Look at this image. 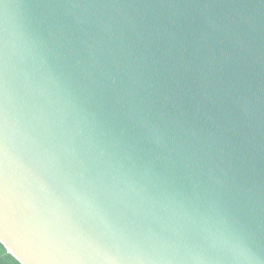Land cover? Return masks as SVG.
Here are the masks:
<instances>
[{
    "label": "water",
    "instance_id": "1",
    "mask_svg": "<svg viewBox=\"0 0 264 264\" xmlns=\"http://www.w3.org/2000/svg\"><path fill=\"white\" fill-rule=\"evenodd\" d=\"M0 241L264 264V0H0Z\"/></svg>",
    "mask_w": 264,
    "mask_h": 264
},
{
    "label": "trees",
    "instance_id": "2",
    "mask_svg": "<svg viewBox=\"0 0 264 264\" xmlns=\"http://www.w3.org/2000/svg\"><path fill=\"white\" fill-rule=\"evenodd\" d=\"M0 260L4 261L5 264H22L15 256L7 251L6 247L0 241Z\"/></svg>",
    "mask_w": 264,
    "mask_h": 264
},
{
    "label": "clouds",
    "instance_id": "3",
    "mask_svg": "<svg viewBox=\"0 0 264 264\" xmlns=\"http://www.w3.org/2000/svg\"><path fill=\"white\" fill-rule=\"evenodd\" d=\"M0 264H5V262H4V261H2V260H0Z\"/></svg>",
    "mask_w": 264,
    "mask_h": 264
}]
</instances>
